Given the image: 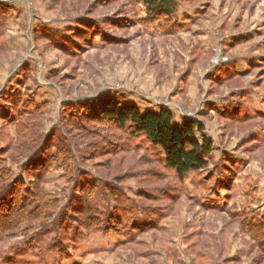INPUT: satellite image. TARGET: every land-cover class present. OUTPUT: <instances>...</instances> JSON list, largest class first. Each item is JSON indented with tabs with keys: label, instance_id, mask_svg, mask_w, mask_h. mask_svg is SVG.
Wrapping results in <instances>:
<instances>
[{
	"label": "rangeland",
	"instance_id": "rangeland-1",
	"mask_svg": "<svg viewBox=\"0 0 264 264\" xmlns=\"http://www.w3.org/2000/svg\"><path fill=\"white\" fill-rule=\"evenodd\" d=\"M173 2L164 16L144 0H0L11 181L33 180L40 148L73 151L71 173L42 183L56 208L2 231L0 264H264V0ZM109 100L197 123L207 167L178 179L160 148L99 117ZM95 114L70 141L74 117ZM19 145L35 151L11 164Z\"/></svg>",
	"mask_w": 264,
	"mask_h": 264
},
{
	"label": "trees",
	"instance_id": "trees-1",
	"mask_svg": "<svg viewBox=\"0 0 264 264\" xmlns=\"http://www.w3.org/2000/svg\"><path fill=\"white\" fill-rule=\"evenodd\" d=\"M144 1L148 8H153L155 13L169 16L174 11L173 0ZM99 110V117L115 122L120 129L129 125L133 129V135H142L153 147L160 148L164 154L166 167L174 170L178 179L182 180L190 172L207 167V161L202 155H209L212 145L206 138H202L201 142L194 138L195 131L202 132V128L197 123L187 121L181 126H177L173 123L172 115L167 111L140 113L131 106L119 107L111 100L102 103ZM19 116L22 119V117L28 118L34 115L23 113ZM95 117L98 119L97 114L93 118L75 116L71 127L66 130L70 141L76 143L75 138L83 131L77 120L79 122L97 121ZM21 125L26 124L18 122L17 130ZM18 137L19 140L20 134ZM22 137L20 140H26V142L31 139L27 134L24 136V133ZM33 146L31 145L29 148L24 145L15 146V153L10 156L9 162L16 164L23 160L28 154L35 151ZM56 151L55 155L47 150L44 151L43 148L35 151L34 157L28 160L24 169V173L29 177L30 172H36L32 176L33 180L28 183L22 177L11 181V171L7 160L0 156V235L2 231H13L15 227L26 220L32 223L44 221L48 218L50 211L56 208L57 200L54 196L44 194L41 188L42 183L48 171L53 167L62 168L68 176L71 173L68 165L73 153L66 140L57 147ZM254 228L260 231L264 230V219Z\"/></svg>",
	"mask_w": 264,
	"mask_h": 264
},
{
	"label": "crops",
	"instance_id": "crops-1",
	"mask_svg": "<svg viewBox=\"0 0 264 264\" xmlns=\"http://www.w3.org/2000/svg\"><path fill=\"white\" fill-rule=\"evenodd\" d=\"M140 112V111H139ZM140 113H142V112H140ZM158 113V112H157Z\"/></svg>",
	"mask_w": 264,
	"mask_h": 264
}]
</instances>
